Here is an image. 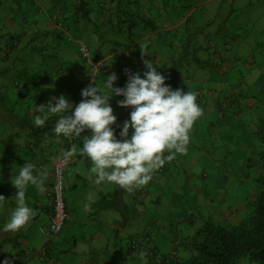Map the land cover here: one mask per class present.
<instances>
[{
  "label": "crops",
  "instance_id": "0c3cea01",
  "mask_svg": "<svg viewBox=\"0 0 264 264\" xmlns=\"http://www.w3.org/2000/svg\"><path fill=\"white\" fill-rule=\"evenodd\" d=\"M31 1L42 5L43 0ZM31 1L20 0L15 3L14 0H6L4 2L5 6L10 10V13L4 19L5 31L17 33L24 29L27 33H30L42 29L54 30L51 20L46 14L35 12V7L30 3ZM223 1L216 0L212 2L208 0L207 4L211 9V13L207 18L199 14L200 18L191 19L193 26L189 28V31H198L200 33L201 31H206L207 25H210V23H213V26L217 24L216 11L221 7ZM153 2L154 0L148 1L147 5L150 4L148 7H151ZM215 2L220 7H211L212 3ZM19 5H22L23 12L27 9L24 16L25 20L22 19L24 21L22 26L19 24L21 19L16 10ZM156 7L159 12L157 10L154 11L157 16H160L159 19L158 17L156 18L159 24L156 30L144 29V23L138 18L135 23L136 35L135 33H125L123 35L119 34V37L124 43L122 44L123 46L131 45V53L137 52L135 50H140L138 48L143 44L145 48L149 47L146 51L152 49L151 57L153 62L160 66L157 70L167 78L170 76L171 79L175 80L176 85H172V87L181 88L185 91L195 90L193 92L208 93L201 96L197 101L203 108V115L193 126L186 153L177 154L173 159L166 161V169L163 171L158 170L152 181L142 186L145 189L144 200L139 201L136 199L134 191L129 192L125 189L124 193L127 196L128 203H126L127 211L123 218L117 212V214H113L112 217H107L104 220H97V217L100 214L102 216V213L96 210L99 209V204H96V202L102 199L105 193H110L114 184L104 183L97 185L94 181L89 180L90 161L76 155V160L67 168L65 178L68 183L65 193L66 204L71 212V217L64 227L65 232L53 238L40 233L39 227L47 228L50 222L52 210L49 206L50 198L47 193L50 191L53 179L54 156L71 148L72 143L70 141L71 144L68 146L60 143L62 140H70L69 138H62L60 141L55 140L53 127L57 117L53 114L50 115L49 121L46 122L44 128L36 127L34 125V117L31 118L34 129L37 130L34 135L37 136V140L33 146H30L33 136L32 130L20 122L25 118V113L16 112L14 114L13 112L15 111L12 110L13 112L9 114L5 112V109H2L0 111V134L6 137L2 136L3 138H0V195L7 200L4 203V208L0 210V247H9L10 252L8 250L5 260L11 261V264H77L79 263L77 258L82 262L87 254L90 255V259L86 264H145L147 260L145 251L136 252L130 247L131 239L136 235H141L145 228V230L149 231V235L152 236V244L160 253L169 255L173 264H183L184 260L192 253L188 241L195 227L204 218L211 217L219 225L229 227L246 216L248 211L246 206L247 199L238 196V194L232 195L237 190L233 183H242L241 180H237L238 176L236 174L238 171H224L221 174V179L215 178L212 171L208 172L209 174L204 172L205 178L211 175L213 177L208 179L205 186L197 188L200 194L198 197H194L189 192H194L196 187L189 186L192 185V181L188 178L186 168L190 165L193 168L201 167L200 170H203L205 166L202 164L204 163L205 165L207 161L203 159L196 161L192 157H194L195 153H201L200 150L204 146H202L203 142H206L205 146L208 149H214L216 146L213 142V136H218L219 138L227 136V132L222 131L223 129L235 131L234 135H244L249 130L252 131L256 128L257 120L264 116V59L261 58L262 54L260 55L259 50H257V56L250 54L248 59L242 60L241 52L234 46L231 57L223 56L222 62L225 66L222 65L220 71L215 70L212 65L210 66L199 60L195 66L187 67L189 75L186 77H183L180 69L183 64H180V68L178 67L180 70H175L173 76L167 74L170 65L167 66L164 63L171 58H175L174 53L182 50V47H178L179 41H175V39H182L183 35L179 38V36L175 37L173 34H163L162 26L164 24L170 26L169 29L172 28L171 25L176 26L174 23L169 22L168 14L164 11L162 12L163 16H161L159 2L155 4L154 8ZM11 8L15 10L11 11ZM192 9L193 7L187 12L186 18L193 13ZM205 12L206 9L203 13ZM218 18L220 19L221 17ZM84 31V33L89 34V29ZM248 33L249 31L244 32L245 35ZM235 34L233 33L232 36L238 39L236 43V46H238L240 39ZM116 36L118 37V34ZM116 36L115 39H117ZM89 38H91L89 43L92 46L97 44L95 42L96 38L91 33ZM199 44L205 47L204 43ZM258 49L262 50L259 46ZM59 52L70 54V50L62 47ZM110 53L112 52L110 51L107 55ZM123 53L121 57L114 59L112 63H107L108 65L105 69L98 71L89 70L85 73L74 63L78 58V54L68 55L70 57L68 58L69 63L71 64L68 66L70 70L67 71L66 75L68 76L71 73V79L58 78L54 86L51 87L52 90L49 91L50 96L59 97L63 94L69 97L73 95L76 104H78L82 99L81 90L87 87L89 83H92L93 80L101 90H104V79L113 72L119 78L122 75L121 62L132 56L128 51H123ZM145 56L147 57L146 53H144L143 57ZM253 57L256 58L254 59ZM1 64L6 65L3 60L0 61ZM124 81L125 79L122 78L120 83L117 79L114 87H121ZM120 99H123V97L114 96L110 100L114 114L117 116L116 124L113 125L116 128L117 136L120 131L117 125L122 126L120 121L123 117L122 107L117 104V100ZM69 100L72 102V99ZM1 101H4V97L0 93ZM13 116H16V118ZM6 120L12 122L11 129L6 128ZM85 134L87 132L82 133V136ZM76 140L77 146L82 147V140ZM250 146L251 150L258 149L257 143L253 138ZM218 159V161L226 159L224 163L228 167H234L237 162V156L226 158L225 154L219 156ZM25 161L31 162L36 166L37 174H39L40 170L47 172L45 179L47 191L41 193L35 186L29 185L26 193L27 203L35 209V215L20 230L5 232L2 231L3 225L10 218V214L16 206L14 196L16 189L11 184V178H15ZM249 162L250 164L245 163L244 166L248 167L254 160ZM259 165L260 162L258 161L256 165L257 171ZM180 169H183V174L180 173ZM244 172L242 170V173ZM217 175H219V172ZM218 182L223 183L221 187L216 184ZM215 184L217 188H215ZM85 204H89L90 207L85 208ZM68 230L69 232L67 233ZM36 232L37 240H35ZM92 239L96 242H92ZM78 242L82 244L78 245ZM32 245H35L34 248ZM30 246L32 247L30 255H26L20 249L24 247L28 249ZM37 248H46L47 253L35 255L33 250ZM2 256L3 250L0 249V264H3L4 261ZM245 261L246 259H243L240 263H245Z\"/></svg>",
  "mask_w": 264,
  "mask_h": 264
},
{
  "label": "trees",
  "instance_id": "16d2710c",
  "mask_svg": "<svg viewBox=\"0 0 264 264\" xmlns=\"http://www.w3.org/2000/svg\"><path fill=\"white\" fill-rule=\"evenodd\" d=\"M5 1L0 0V61L3 60L6 65H2L0 72L4 69H12L15 74L8 87L14 88V91L16 90L14 92L15 100L21 99L22 102L31 101L29 109L22 106L18 111V113H25L23 121L19 120L21 124L32 130L33 136L30 146H33L37 140V136H34L37 130L34 129L33 120H31L35 116V113L32 112V107L34 104L37 106L47 104L51 98L49 91L52 90L51 87L54 86L58 78L71 79V73L68 76L66 75L67 71L70 70L68 66L71 64L69 63L68 58L70 57L68 55L78 54V58L74 63L84 73L89 70L96 71L95 69L97 68L93 66L96 63L99 64L98 70H103L108 65L107 63H112L114 59L121 57L124 54L123 51H128L132 54L131 45L123 46L122 44L124 43L119 34L135 33L136 35L135 23L138 18L144 23V29L154 31L159 25L156 18L158 17L159 19L160 16H157L155 12L158 6L154 8L157 3L153 2L151 7H148L150 4L147 5V2L150 0H44L43 7L30 0V3L34 5L38 13L47 15L52 22L54 30L42 29L27 33L23 29L21 32L11 33L10 31H5L4 19L10 13V10L4 4ZM19 1L14 0L15 3ZM164 4V1L160 2L161 16H163ZM13 10L15 9L11 8V11ZM16 10L21 19L19 24L22 26L27 9L23 12L22 5H19ZM158 10L157 12H159ZM191 17L189 15L184 22H190ZM163 26L165 27L166 25ZM85 29H89V34L91 33L96 38V45L92 46L89 43L91 40L89 37L86 40H82L81 36L85 34ZM186 33H189V29ZM194 33L199 34L198 31ZM117 34L118 37L116 36ZM185 34L182 39H175V41H179L178 47H182L179 54V56L181 55L180 58H183L184 62L187 63L181 67L188 70L187 67L191 64L188 56L190 45H187L189 40ZM115 36L117 39H115ZM69 41L76 42V47L70 50V54L59 52L61 47L64 46L62 42ZM78 41L86 43L89 50L88 57L83 56L79 50ZM148 48H145L143 44L139 46L138 49L140 50L135 51L143 54L147 52L146 49ZM197 48L204 49L206 47L199 44ZM194 49L196 48L194 47ZM143 50L146 52H143ZM110 51L112 53L107 55ZM31 54H37L42 58H46L49 54L56 56L59 61L58 65L52 64L51 70L44 74L42 70L32 66L33 58ZM88 58L93 64L88 62ZM151 59L153 60L152 57ZM211 63L212 67L217 71L222 69V65L225 66L220 61L215 63V61L211 60ZM175 70L178 71V67L174 61L167 74L173 76ZM62 74L65 76H62ZM125 76L124 74L119 76L118 80L120 83L122 78L125 79ZM172 88L175 89L176 87ZM194 93L197 96V100L201 96L208 94L197 91ZM254 135L257 140L260 165L256 176V190L251 193L252 198H248L246 201L248 210L246 216L229 227L219 225L211 217L204 218L195 227L188 241L192 253L184 260L183 264H238L243 259L248 260L250 264H264V116L257 120ZM159 170H162V167ZM124 190V188L114 184L113 191L107 193L108 195H104L96 204L105 201L102 206L104 209L107 207L115 209L123 218L127 211L126 203H124L122 197ZM106 196L108 197L106 198ZM49 206L51 207L50 202ZM151 241L152 236L149 235V232H144L142 243L147 258L145 264H157L160 259H169V264H173L171 257L162 255L163 253H160ZM135 251L139 252L140 250ZM148 253L152 254L148 257Z\"/></svg>",
  "mask_w": 264,
  "mask_h": 264
},
{
  "label": "clouds",
  "instance_id": "9594fccd",
  "mask_svg": "<svg viewBox=\"0 0 264 264\" xmlns=\"http://www.w3.org/2000/svg\"><path fill=\"white\" fill-rule=\"evenodd\" d=\"M166 27L170 28L166 25L162 29L165 30ZM216 56L219 58L218 62L222 63L225 55L216 52ZM143 64L146 70L142 75L125 69L128 78L123 87H114L118 79L115 72L104 79V90L93 80L81 90L82 99L75 106L61 94L59 97H51L46 105L34 104L32 107V112L35 113L34 125L38 128H44L50 115H56L53 127L56 141L62 138L82 140V147L77 149L73 146L62 153L63 160L67 161L76 155L89 160V180L97 185L110 183L129 192L134 191L138 200H142L145 193L142 186L152 181L161 167L162 170L166 169V161L173 159L177 154L186 153L193 126L203 115V108L197 102L194 92L181 88L173 89L165 82L168 78L157 70L160 66L152 59L143 60ZM95 67L98 71V67ZM114 96L123 97L117 100L119 106L131 108L129 118L123 121L122 126L117 125L120 128L118 136L116 128L113 127L117 116L110 104ZM69 110H72L70 114ZM85 132L87 134L82 136ZM46 177V171L40 170L37 174L36 166L25 161L15 178H11V184L16 189V206L2 231L16 232L29 223L35 215V209L27 203V188L32 185L39 192H46ZM6 200L0 195V210L4 208ZM88 207L90 205L85 204V208ZM67 210L69 212L68 207ZM143 233L131 239L132 249L144 250ZM135 241L139 242L137 248L133 244ZM33 253L42 255L47 251L46 248H40L33 250ZM151 254L148 253V257ZM165 260H168L169 264V259ZM3 264H11V261L6 259Z\"/></svg>",
  "mask_w": 264,
  "mask_h": 264
},
{
  "label": "rangeland",
  "instance_id": "374dc122",
  "mask_svg": "<svg viewBox=\"0 0 264 264\" xmlns=\"http://www.w3.org/2000/svg\"><path fill=\"white\" fill-rule=\"evenodd\" d=\"M163 1L165 3L164 12L168 14V17L170 20L169 22L174 23L176 26L174 27V25H171L172 27L171 29L164 30L163 34L165 35L173 34L175 37L179 36L180 38L181 35H184L186 31L193 26L191 20H190L191 23L184 22L186 19L185 16H187L188 14L187 12H189L192 7H193L192 9L193 13L191 14L192 16L191 18L195 20L200 18L199 14H201L202 17L207 18L208 15L211 13V9L207 4L208 0H154V3H157V2L160 3ZM209 1L214 2L216 0H209ZM43 4H44V0L42 1V5ZM186 5L188 6L186 7ZM218 6L220 7V5H218L217 2H215V3H212L211 7L217 8ZM205 9H206V12L203 13ZM30 11L32 10L30 9ZM35 12H37L36 9H35ZM183 16H184V20H183ZM218 17H221V18L219 19ZM216 21L218 23L215 24L214 26H213V23H210V25H207L206 31L204 32L201 31L199 34H195L193 31H189V33L185 34V36L189 40V43H187V45H190L189 46L190 53L188 54V56H189V60L191 61V64L189 66L191 67L195 66L199 60H202L203 62L211 66L212 64L211 60L215 61V63H217L219 60V58L216 56V52H219L222 55L231 57L232 55L231 52L233 51L234 46L237 47L236 49L239 50V52H241L240 56L242 57L241 58L242 60L248 59L250 57V54L251 55L253 54V56L255 55L257 56L258 55L257 50H259L260 55L262 54L261 58L264 59V0H224L221 7L216 11ZM246 31H249V33L245 35L244 32ZM233 33L234 34L238 33V34H235L240 39L238 46H236L238 39L232 36ZM81 37H82V40H86L84 38L86 37L88 38L89 34L85 33ZM198 42L204 43L206 48L204 49L197 48L199 44ZM62 44L64 45L62 46V48H66L67 50H73L76 47L75 41L62 42ZM183 45H184V42H183ZM258 46L261 47L262 50L258 49ZM194 47L196 49H194ZM216 48L218 49L216 50ZM150 50L151 49L147 50L148 51L147 57L146 56L143 57L144 53L141 54L140 52H134L132 53V56H130L127 60H123L121 62L122 63L121 73L127 76V74L125 73V69H129L131 72L133 71L139 72L142 75L146 69L144 67V64L143 65L141 64L143 63V60H146L147 58L151 59L150 54L152 51ZM179 54H180L179 51L174 53L176 57L169 59L164 64L167 66L170 65L171 67L175 61L177 67L180 68L181 63H183L182 66H185L187 63L184 62L183 58L182 59L180 58L181 55L179 56ZM31 57L33 58L32 66L35 68H39L40 70H42L44 74H46L48 71L51 70V68L53 67L52 64L58 65L57 63L59 62L56 56H51L50 54L47 55L46 58H42L38 56L37 54H31ZM253 58L255 59L256 57H253ZM61 66H64V65H61ZM0 68H2V64L0 65ZM263 68H264V62H263ZM180 69L183 73L182 74L183 77H186L187 75H189V73H187L188 70L182 69V68ZM14 74L15 73L12 69H8V70L4 69L0 72V93L3 94V97H4V101L0 102V111L2 109H5L6 110L5 112H8L9 114L13 112L12 110L15 111L13 112L14 114L18 112L20 109V106L21 107L24 106L25 108H28L29 105L31 104V101L22 102L21 99H16V100L14 99L16 98L14 94L16 90L14 91V88L8 87L11 84L10 81L14 77ZM126 76H125V82L121 84V87L125 86L127 82ZM166 83L170 84L171 86L176 85L175 80L171 79L170 76ZM40 84H43V83H40ZM11 96H13L14 98ZM67 98L72 99V102L74 101L73 105L74 106L76 105L75 98L73 95ZM71 111L72 110H69L68 114H70ZM122 111H123V117L121 114L122 118L120 122L123 124V121L129 118L131 108L122 107ZM13 117L16 118V116H13ZM11 123L12 122L10 120H6L7 129L12 128ZM3 124H5V122H3ZM254 130L252 131L249 130V132L244 133V135H240V134L234 135L235 131L233 130L229 131L228 129H223L222 131L227 132L226 134L227 136H223L222 138H219L218 136L217 137L213 136V142L216 146L214 149H208L205 146L206 142H203L202 146L203 145L204 146L200 150L201 153L200 152L195 153L192 159H195L196 161L198 159H203L207 161L205 165L204 163L202 164L205 167L203 168V170H200L201 167L193 168L190 165H188L186 168L188 178L191 179L192 181V185H189V186L196 187L195 191L192 193L189 192V194L194 197L195 196L198 197L200 194L198 192V189L200 188L199 186H202V187L205 186L208 182V179L213 177V175L215 178L221 179V174L224 171H230V172L238 171V173L236 174L238 176L237 180H241L242 183L241 184L237 183L238 185L235 182L233 183V186L237 190L233 192L232 195L238 194V196L243 197L245 199H248V198L251 199L252 198L251 193H254L257 187L256 186L257 185V180H256L257 166L256 165L259 161L258 149L256 148V150H251V146H250V142L252 138L257 143V140L254 135ZM2 136L3 135L0 134V138L6 137V136H3V137ZM70 141L72 143L71 147L73 146L78 147L77 146L78 143L76 139L62 140L60 141V143L63 145L67 144L68 146L69 144H71ZM236 149H238V151H236ZM224 154L226 158L231 157V156H237V162L234 167L226 166V163H224L226 159L218 161L219 160L218 157ZM248 157L250 158V160H254V162L248 167H245L244 166L245 163L250 164L249 162L250 160H248L249 159ZM245 160H248V161H245ZM242 170L245 171L244 172L245 174L242 173ZM211 171L213 172V175L209 177L207 176L208 178L207 177L205 178L204 172L209 174ZM218 172H219V175H217ZM180 173L181 174L184 173L183 169H180ZM216 184H218V186L221 187L223 183L218 182ZM216 184H215V188H217ZM113 189H114V186H113ZM123 193H122V197H124V203H128L127 196L125 195V193L124 194ZM105 195H108V194L105 193ZM107 197L108 196H106V198ZM104 203L105 201L99 202V207H98L99 209H96L97 211H101L102 213V216L100 214L97 217V220H100V219L104 220L107 217H112L113 214H117L118 212L115 209H110V207H107L106 209H104V207H102ZM70 217H71V212H70ZM39 231H40V228H39ZM64 232H65V229H62L60 233H64ZM68 232L69 230L67 231V233ZM35 240H37V232L35 233ZM92 242L95 243L96 241L92 239ZM77 244L81 245L82 243L78 242ZM34 246L35 245H32L33 248ZM32 247L30 246L28 247V249L25 247L20 248V249H22L23 252L26 253V255H30V250ZM0 249L3 250L2 259L5 260V256H7L8 250L10 252V249L9 247H3V246H1ZM38 249L40 248H37L35 250H38ZM12 258L14 261L13 255H12ZM16 259L18 260V258ZM89 259H90L89 254H87L86 257L83 258L82 262L77 258V261H79V263L77 264H86ZM70 264H73V263H70ZM240 264H250V263L248 260H246L245 263L243 262Z\"/></svg>",
  "mask_w": 264,
  "mask_h": 264
},
{
  "label": "built area",
  "instance_id": "2783aa9c",
  "mask_svg": "<svg viewBox=\"0 0 264 264\" xmlns=\"http://www.w3.org/2000/svg\"><path fill=\"white\" fill-rule=\"evenodd\" d=\"M79 50L82 52L83 56H89V50L87 45L83 42H78ZM88 62H90L88 58ZM95 66H99L96 63ZM62 154H57L54 158V166H53V179L51 188L49 191L50 204L52 209V214L50 217L49 226L47 229L41 227L40 232L43 234H49L51 236H56L66 225V222L69 220L70 215L66 207L65 202V191L68 187V183L65 180V173L67 167L76 159V157H72L71 159L65 161L62 158ZM134 247L137 248L139 246V242L135 241ZM42 250V249H41ZM41 252V251H39ZM157 264H168V260L160 259L157 261Z\"/></svg>",
  "mask_w": 264,
  "mask_h": 264
}]
</instances>
